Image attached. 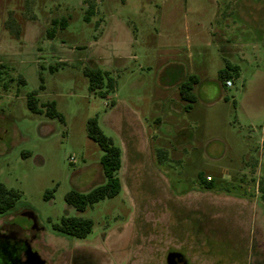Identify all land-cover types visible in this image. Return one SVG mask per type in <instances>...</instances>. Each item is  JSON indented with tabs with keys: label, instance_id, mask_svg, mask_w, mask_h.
Segmentation results:
<instances>
[{
	"label": "rangeland",
	"instance_id": "1",
	"mask_svg": "<svg viewBox=\"0 0 264 264\" xmlns=\"http://www.w3.org/2000/svg\"><path fill=\"white\" fill-rule=\"evenodd\" d=\"M0 66V184L20 195L0 222L31 213L46 264H264V0H0ZM85 68L113 78L106 98ZM92 118L121 191L78 213L65 195L105 182ZM66 217L92 232L58 234Z\"/></svg>",
	"mask_w": 264,
	"mask_h": 264
},
{
	"label": "trees",
	"instance_id": "2",
	"mask_svg": "<svg viewBox=\"0 0 264 264\" xmlns=\"http://www.w3.org/2000/svg\"><path fill=\"white\" fill-rule=\"evenodd\" d=\"M87 20V18H85ZM59 25L61 28L66 26L64 19L59 22L53 21V25ZM6 30L11 33V27L7 25ZM17 37V35H15ZM48 37H53V33L48 32ZM2 66H0V69ZM52 70V69H51ZM236 74L237 68L231 66L229 63L225 64V69L219 72V77L227 80L230 73ZM1 74V72H0ZM83 75L88 80V90L94 96L99 98H106L109 93L114 90V80L110 77L109 73L99 69L85 68ZM196 77H189L188 81L179 87V96L181 100L188 102L184 110H189L190 105L195 102V96L192 94V86L197 84ZM43 87L39 86V90ZM36 94L32 93L27 99V108L30 112L38 114L41 111L36 106ZM48 110L45 115L49 118H59L53 110V105L49 104ZM86 136L89 140L93 141L102 152L99 164L101 167L102 175L105 182L87 193H80L71 190L65 195L64 202L78 213L84 212L87 208H91L94 204L117 196L121 191V184L117 177L118 171L121 168V151L118 147L114 146L112 140L106 137L97 125L96 119H89L86 123ZM200 185L204 189L210 190L213 188L212 182L205 181L199 177ZM20 198L17 191L7 189L4 185L0 184V214H4L12 209L15 203ZM93 223L90 219L81 217H66L62 218L58 224H54L52 229L60 235L67 236L73 239H84L92 232Z\"/></svg>",
	"mask_w": 264,
	"mask_h": 264
},
{
	"label": "flooded vegetation",
	"instance_id": "3",
	"mask_svg": "<svg viewBox=\"0 0 264 264\" xmlns=\"http://www.w3.org/2000/svg\"><path fill=\"white\" fill-rule=\"evenodd\" d=\"M15 219L11 216L0 222V264H35L28 260L27 252L31 250L38 254L34 245L39 241L42 229L31 213L24 212L21 222Z\"/></svg>",
	"mask_w": 264,
	"mask_h": 264
},
{
	"label": "water",
	"instance_id": "4",
	"mask_svg": "<svg viewBox=\"0 0 264 264\" xmlns=\"http://www.w3.org/2000/svg\"><path fill=\"white\" fill-rule=\"evenodd\" d=\"M28 260L33 261L35 264H45V261L40 258L36 252L29 250L27 252ZM166 264H186L181 254L170 252L166 256Z\"/></svg>",
	"mask_w": 264,
	"mask_h": 264
},
{
	"label": "built area",
	"instance_id": "5",
	"mask_svg": "<svg viewBox=\"0 0 264 264\" xmlns=\"http://www.w3.org/2000/svg\"><path fill=\"white\" fill-rule=\"evenodd\" d=\"M227 88L231 87V83L229 81H225L224 84ZM69 163H74V159H69Z\"/></svg>",
	"mask_w": 264,
	"mask_h": 264
}]
</instances>
